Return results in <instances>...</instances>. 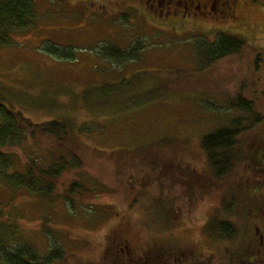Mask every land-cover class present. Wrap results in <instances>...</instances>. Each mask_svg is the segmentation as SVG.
Returning a JSON list of instances; mask_svg holds the SVG:
<instances>
[{
  "label": "rangeland",
  "instance_id": "374dc122",
  "mask_svg": "<svg viewBox=\"0 0 264 264\" xmlns=\"http://www.w3.org/2000/svg\"><path fill=\"white\" fill-rule=\"evenodd\" d=\"M31 1L32 27L0 45L1 99L33 122L55 119L75 134L82 124L87 130L77 132L80 165L61 176L51 201L10 188L0 173V221L13 235L9 246L29 244L40 258L56 246L62 264H264V170L250 179L245 168L247 147L264 151V122L239 147L238 167L221 180L207 177L199 147L201 137L231 128L238 116L227 111L228 93L242 88L264 115V0H236L234 18L223 17V8L221 16L173 25H164L146 0ZM219 33L239 37L244 48L205 68L198 49ZM137 42L134 60L100 55L103 47L128 50ZM47 46L70 56L50 54ZM258 49L262 68L255 72ZM192 70L204 77L183 79L161 99L142 95L163 80L159 74ZM132 76L142 84L121 99L137 106H116L120 98L98 88ZM7 150L20 172L29 159L48 166L65 156L47 138ZM72 184L88 192L66 204ZM221 221L233 236L219 231Z\"/></svg>",
  "mask_w": 264,
  "mask_h": 264
},
{
  "label": "trees",
  "instance_id": "16d2710c",
  "mask_svg": "<svg viewBox=\"0 0 264 264\" xmlns=\"http://www.w3.org/2000/svg\"><path fill=\"white\" fill-rule=\"evenodd\" d=\"M35 20L36 13L31 0H0V45H5L6 41H8V35L15 30L23 32L32 27ZM139 44L137 42L128 50L109 45L100 50V55L116 63L131 61L136 59L138 55L140 50ZM243 48L244 42L239 37L219 33L215 36L214 41L210 44L203 43L198 50H200L201 55L206 59V68L214 65L220 59L240 54ZM46 50L50 54L60 57L68 58L70 56L69 52L59 50L56 47L47 46ZM262 53L261 49H258L254 56L252 63L255 72H259L262 68ZM196 75L204 77L203 71L195 72V70L176 71L173 74H159L158 76H161L163 80L159 79L160 83L155 84L153 87H148L144 92L142 91V95H145V99L148 101L167 97L171 92L175 91V85H178L183 79H191L192 76ZM172 78H177V80L171 82L170 79ZM141 84L140 81H135L132 76L117 84L98 88L103 93H106V95H103L104 97L120 98V101H115L116 106L122 105L123 108H126L137 106V103L130 101V98L121 99V97L125 93L136 91ZM113 89H118L117 94H114ZM228 94L230 96H226L228 98V101H226L227 111H233L238 115L231 120V128L218 129L199 139L201 155L204 157L209 170L207 177L217 180L225 178L233 172L235 167H238L240 164L238 162L240 159L239 147L241 150L242 147H245L243 145L247 146L250 139H254L256 136L250 134L254 132L258 125L264 122V115L256 111L253 101L244 97L242 88L234 94ZM82 104L88 105L86 99L83 100ZM103 112L109 113L107 110ZM103 112L96 114L98 116L103 114ZM245 115L251 118L246 119ZM93 116L97 117L95 114ZM85 125L79 126L75 134L72 131L73 129L60 120L50 119L44 120L41 123L33 122L24 117L20 111L7 107L1 99L0 94V173L4 174L5 183L12 189H22L30 194H34L38 198L49 201L53 200L52 195L56 183L61 176L66 171L80 165L76 154V148L79 146L77 132L78 134L86 132L84 131L87 130ZM43 138H47L52 142L66 157L60 155L59 158L57 157V160L54 159L48 166L37 163V160L29 159L24 166V171L13 170V156L7 149L22 144L29 139L38 141ZM66 140L69 141L68 145L65 144ZM244 140L247 141L244 143ZM245 150L248 153L246 162L250 164V167H245L250 174L247 178L249 176L250 179L261 177L258 176V173L260 174L264 170V151L262 149L251 150L249 147ZM10 171L11 174H6ZM85 191L88 192L83 186L72 184L68 187L63 200L66 201V204L69 202L74 204L73 198L78 197L77 195H81ZM232 206L233 204L227 207L228 212ZM217 226L219 227V231L225 236L231 237L234 235L233 227L229 224L221 221ZM7 231H9L8 228L0 221V264H62L60 261H63V254L56 246L44 258H40L36 250L29 244H22L11 248L8 240L13 235Z\"/></svg>",
  "mask_w": 264,
  "mask_h": 264
},
{
  "label": "flooded vegetation",
  "instance_id": "af4514ba",
  "mask_svg": "<svg viewBox=\"0 0 264 264\" xmlns=\"http://www.w3.org/2000/svg\"><path fill=\"white\" fill-rule=\"evenodd\" d=\"M146 1L150 8H155L164 25L193 22L198 17L221 16L223 8L227 11L223 17H236V0H161L157 4V0Z\"/></svg>",
  "mask_w": 264,
  "mask_h": 264
}]
</instances>
